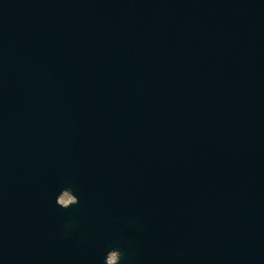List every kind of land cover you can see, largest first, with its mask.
I'll list each match as a JSON object with an SVG mask.
<instances>
[{"label": "water", "instance_id": "1", "mask_svg": "<svg viewBox=\"0 0 264 264\" xmlns=\"http://www.w3.org/2000/svg\"><path fill=\"white\" fill-rule=\"evenodd\" d=\"M111 263L264 264V0H0V264Z\"/></svg>", "mask_w": 264, "mask_h": 264}]
</instances>
